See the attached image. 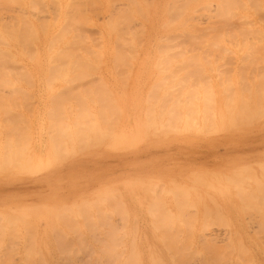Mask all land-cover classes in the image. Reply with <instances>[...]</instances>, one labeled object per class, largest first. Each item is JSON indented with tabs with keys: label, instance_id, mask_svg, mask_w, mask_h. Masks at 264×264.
Returning <instances> with one entry per match:
<instances>
[{
	"label": "rangeland",
	"instance_id": "obj_1",
	"mask_svg": "<svg viewBox=\"0 0 264 264\" xmlns=\"http://www.w3.org/2000/svg\"><path fill=\"white\" fill-rule=\"evenodd\" d=\"M32 1L38 4L36 11L44 12L46 8L48 13L43 15L48 24L59 17L66 20L67 24L63 21L65 29L70 21L77 22L76 27L74 22L71 23L74 26L70 24L72 30L74 27L71 31L79 32L77 27L81 28L82 34L93 41L87 38L91 41L90 47H94V42H100L95 48H105L104 43L109 38V47L120 49L115 53L123 51V55L136 57L123 64L114 63L117 66L112 63L98 66L96 71L91 70L92 66L85 68L90 77L85 80L78 78L87 75L85 69L86 72L83 68L72 69L69 66L72 70L67 75L69 78L66 76L61 80L57 77V82L51 80V85L47 83L50 80H47V74L42 72L48 67H42L43 74L40 75L36 73V66L24 67L33 77L34 86L28 82L27 85L19 79V75L11 72L16 81L19 80L13 85V77L10 83L13 88H22L32 99L26 100L23 90H20V95L12 90L15 96L17 94L15 99L9 97L10 94L8 97L0 96V107L5 105V109L3 106L0 108V125L4 124L0 126V264H123V261H126L125 264H136L133 259L137 257L140 259L137 264L158 261L164 264H264V108H247L246 103L238 99L243 96L264 98V10L259 9L263 12L261 14L252 10L259 0H250L254 3L249 5L251 10L249 7L246 10L242 8L249 0ZM260 1L263 2L259 4L264 3V0ZM236 2L240 5L238 9L236 5H231ZM22 7L19 1L10 5L0 2V16L7 19L9 15L14 17ZM64 8L68 9L65 11ZM36 11H29V16H34ZM243 13L248 16H243ZM35 16L38 20L42 13ZM84 16L91 21L85 18L86 23H79ZM7 19L4 20L6 23ZM115 19H119L118 30L124 36L122 38L132 39V32L143 33L141 49L136 36L137 42L133 38L134 43L125 40L128 42L125 47L120 46V42H115L114 46L116 35L109 26H104ZM183 30L189 33H182ZM169 36L172 39H168L166 45V40H161ZM131 42L136 45L135 51H130ZM174 42L184 45L179 46L178 43L176 46ZM163 44L165 46L161 48ZM80 45L84 47L82 43ZM17 65L19 67L15 68L19 69L20 65ZM107 66H110L109 69ZM69 67L67 70H70ZM26 72H22L25 76L20 74L24 81H28ZM165 72H169V76ZM90 73L95 75L90 76ZM187 77L190 79L187 80ZM192 82L194 84L191 85ZM154 83H159L160 90L155 89ZM1 84L3 88L9 85ZM198 85L201 86L194 88ZM152 86H155V93L150 91ZM90 88L94 91L92 96L95 90L103 89L101 93L96 92L97 96L104 94L107 99L109 95L115 108L105 105V101L102 105L110 109L113 107V113L117 111L113 114L104 107L107 117L104 111L98 112L104 108L99 104L101 102L92 103V96L89 99L87 91ZM6 89H2L3 92L0 89V92H10ZM67 92L75 95L66 96ZM79 93L80 97L85 96L84 99L88 96L87 101L90 102L85 100L86 104L84 99L76 100L80 98ZM50 96H53L52 101L56 97L51 102L57 101L56 104L50 103ZM154 97L159 98L158 105L154 103ZM210 97H217V108L223 106L224 100H236L234 111L237 114L233 116L234 121L229 128L208 134L207 126L208 132L203 124V130H200L203 118L200 111L204 100L211 104ZM176 98H181L182 105L187 103L189 106H180ZM163 103L167 106L166 110L165 106L161 107ZM170 103H178L182 107V115L190 109L191 103L193 107L198 105V121L195 118L197 115L193 113L194 116H191L195 118V129L189 128L188 131L186 126L183 128V120L170 121L169 114H163L173 111ZM14 104L20 107L14 108ZM62 104L64 108L70 106L71 109H67L69 112L59 109L64 113L59 114L58 111V115L56 111ZM6 105L8 112L4 113ZM79 105L92 115H81L77 110ZM180 107L174 110L180 112ZM151 111V115L155 116L146 118L148 113H145ZM136 114H140L141 121L145 118L153 121L154 118L157 131L160 128L158 121L162 118L160 123L164 126L168 117L166 124H171V128L176 125L179 131L164 126L162 129L170 128L171 131L164 132L160 128L166 134L162 135L160 131L159 136L149 126V130L145 131L144 127L137 135L124 133L120 139L117 134L123 123L136 121ZM116 117L119 118L117 123ZM183 117L188 119L189 112ZM94 121L96 124L98 121L99 125L94 128L103 132L104 127L107 134L95 131L91 124ZM16 122H19L17 126ZM58 122L69 124L68 130H63L66 124L63 127ZM107 122L118 126L114 128ZM57 123L58 128L54 126ZM72 123L76 128L71 126ZM59 126H62V131ZM68 131L75 134H68ZM94 131L96 133H92ZM134 137L136 140L132 139ZM8 141L13 142L15 147ZM121 141L125 143L121 144ZM7 144L12 148H8ZM51 149H55L58 156ZM13 150L14 155L17 152L19 155L14 157ZM52 158H55L53 164ZM39 159L42 162H38ZM35 162L40 163L38 167H35ZM21 166L25 167L22 169ZM30 207L34 208L29 210ZM134 254L135 258H130Z\"/></svg>",
	"mask_w": 264,
	"mask_h": 264
},
{
	"label": "bare ground",
	"instance_id": "obj_2",
	"mask_svg": "<svg viewBox=\"0 0 264 264\" xmlns=\"http://www.w3.org/2000/svg\"><path fill=\"white\" fill-rule=\"evenodd\" d=\"M14 1H16V2H14ZM20 2V3H22V10H20L18 13H15V15H14V17L12 16H10L9 15V18H11L10 19V21L12 20V22H10L9 21V18L7 19V18H5V17H3V15L2 16H0V85H1V87L2 88H0L1 90L2 89H6V88H8V87H10V88H8V89H10V92L9 91H7L8 92V94H7V92H4V93H1L0 94V96L2 97V94H3V97L4 96H7V95H9V97L10 96H12V98H14L15 99V97H17V94H19L20 95V92L23 90L22 88H20V87H17V88H20V89H18L19 90V93H18V90H16V87L15 88H13V86H12V84H10V83H12V79H13V77L15 78V81H13V85H14V82L16 83V82H18L19 80H17L16 81V77L12 74V73H15L16 74V76H18L19 75V79L20 80H22L24 83H26L27 84V82H28V84H30V85H32V86H34L33 85V82H32V79L31 78H33L30 74H29V72L27 73L26 71H25V69L26 68H24V67H29V66H32V67H35L36 66V68L35 69H38V71L36 72L37 74H41L42 72L43 73H46L47 74V80L48 79H50V80H48L49 82H47L49 85H51L50 83H52L51 82V80H55L56 82H57V80L56 79H58L57 77H59L61 80H63V78H65L70 72L69 71H72L71 70V68L70 67H72V69H74L75 67H77V68H83V70L85 69V68H88V69H90L91 68V66H92V68H91V70L92 69H95V71L97 70V68H98V66H101V65H104V64H111L112 63V65H115V64H123V63H125V62H127V60H132V59H134L136 56H128V55H123V51H122V53H119V52H117V53H115L117 50H120V49H118V48H116V46H115V42H117V43H119L120 44V46H122L123 45V47H125L124 45H126V43H128V42H130V40L133 42V38H135V36L138 38V47L141 49V45L140 44H142V41L143 40H141L143 37H141V36H143V33L142 32H140V31H138L139 33H137V32H132V33H134V34H136L137 33V35H139V36H137V35H134V34H132L131 32H129V34H130V36H132L131 38L132 39H128V37L126 38V39H124V38H122V34L119 32V30H118V21H119V19H115L114 20V22L112 21V22H110L108 25H105L104 27L105 28H107L108 26H109V29H110V31H112V33H114L115 35H116V37H115V39H116V41H115V39H114V46L115 47H109L110 46V44H111V42H109V38H108V42L106 43H104V47L105 48H102L101 46L98 48V47H96L95 48V46H98L99 45V43L100 42H94L93 44V46L94 47H90V42L92 41L87 35V37L85 36V35H83L84 33H83V31L82 30H80L81 28H78L77 27V29L79 30V32H80V34H81V36L83 35V36H85V37H81L80 36V34H78L79 32L77 31H74L75 33H76V35L74 34V32H72L73 30H74V27H73V30L71 29V27H70V24L71 23H73L74 21H70L69 23V27H68V29H67V27H66V29H65V26H64V24H63V21H64V23H65V21L66 20H63L62 19V17H59V18H57V19H55V21H51L52 23H50V24H48V23H46V22H48V20H46V21H44V19H46L45 17H44V15L46 14V13H48V11H46V8H45V10H44V12H45V14L43 15V13L44 12H38V11H36L39 7H37V3H34V1H32V0H0V2H1V4L3 3H9V5L10 4H15V3H17V2ZM38 1V3H39V0H37ZM41 2H43V0H40ZM52 1V0H51ZM68 1V0H67ZM71 1V0H70ZM253 1V0H252ZM10 2H12V3H10ZM52 2H55V0L54 1H52ZM69 2V1H68ZM251 1L249 0V2L248 3H246V4H243L242 5V8L243 9H245L246 10V8H248L249 7V5L251 4V6L254 4L253 2H255V1H253L252 3H250ZM260 2H263V1H260L259 0V3ZM64 3V2H63ZM95 3V2H94ZM259 3H257L256 2V4H255V6L253 5L252 7H253V12H254V9L255 10H257V12L255 11V13L256 14H261V13H263V12H261L259 9L260 8H262V10H264V3H262V4H259ZM37 4V5H36ZM231 5H236V9H238V8H240V5H239V3L238 2H236V4H234V3H231ZM251 6L249 7V9L251 10ZM113 7V6H112ZM111 7V8H112ZM255 7V8H254ZM23 8H25V9H30V10H23ZM31 8H32V10H33V13H34V11H36V13H35V15H38V13H39V15H41V13H42V16H39V19L37 20L36 18L38 17H36L35 15L33 16L32 14V16H29V13H31L32 12V10H31ZM110 8V7H109ZM115 8V7H114ZM21 9V8H20ZM65 9V8H64ZM68 9V8H67ZM67 9H65V11L67 10ZM113 9V8H112ZM111 9V10H112ZM139 9H141V8H139ZM29 11H31V12H29ZM115 11H116V9H115ZM134 11V10H133ZM135 11H136V9H135ZM134 11V12H135ZM138 11V10H137ZM142 11V10H141ZM258 11H260L259 13H258ZM111 12H113V10L111 11ZM19 13H21V14H19ZM28 13V14H27ZM51 13V12H50ZM62 13V12H61ZM115 13V12H114ZM114 13H109V14H114ZM224 14H228V12H223ZM108 14V16H110ZM264 14V13H263ZM65 15V14H64ZM47 16H48V14H47ZM46 16V17H47ZM243 16H248L247 14H245V13H243ZM29 17V18H28ZM33 17V18H32ZM36 17V18H35ZM41 17H42V20H41ZM44 17V18H43ZM52 17H53V15H52ZM51 17V18H52ZM55 18L57 17V15L56 16H54ZM110 17H113V16H110ZM110 17H107L108 19L110 18ZM7 19L8 21V23H6L4 20L5 19ZM30 18H32V19H34L35 18V20L37 21V22H35V21H33V20H31ZM48 18V17H47ZM85 18H86V16H84V20H83V18H81V21L82 22H79V23H83V22H87V21H91L90 19L88 20V18H86V20H85ZM49 19V18H48ZM53 19V18H52ZM40 20V21H39ZM43 21V22H42ZM170 21V20H169ZM168 21V22H169ZM182 21H184L183 19H182ZM10 22V23H9ZM55 22V23H54ZM171 22V21H170ZM75 23H77V22H74L73 24L75 25ZM65 24H67V23H65ZM73 24H71V25H73ZM84 24V23H83ZM169 24V23H168ZM73 25V26H74ZM171 25V24H170ZM107 26V27H106ZM163 26V25H162ZM75 27H76V25H75ZM183 27V26H182ZM179 29V28H178ZM72 30V31H71ZM75 30H76V28H75ZM247 31H249V29H247ZM183 32H188V31H182V33ZM83 33V34H82ZM142 33V34H141ZM189 33V32H188ZM188 33H186V34H188ZM141 34V35H140ZM179 35H180V33H179ZM179 35H177V36H179ZM190 35V34H189ZM188 35V36H189ZM184 36V35H183ZM124 37V36H123ZM82 38H84V39H82ZM87 38H89V40H91L90 42L88 41V39ZM106 38H107V36H106ZM137 38H135L136 39V42H137ZM163 38H164V40H163ZM162 38V40L161 41H165L166 42V45H167V41H168V39L169 40H171L172 38L169 36V37H163ZM167 38V39H166ZM87 41H86V40ZM139 39H140V42H139ZM126 40V41H128V42H124V41ZM157 40V39H156ZM106 41V40H105ZM173 41V40H172ZM85 42V43H84ZM93 42V41H92ZM132 42L131 43H129V46L131 45V47L132 48H130V51H135L137 48H135V46L136 45H132ZM135 42V43H136ZM155 42H157V41H155ZM160 42V41H159ZM83 44V46L85 47H81L82 45H80V44ZM95 43H97V44H95ZM124 43V44H123ZM134 43V42H133ZM161 43V42H160ZM172 43V42H171ZM170 43V44H171ZM178 43H180V42H174V44L176 45V46H180L181 44H183L182 42L180 43V44H178ZM79 44V45H78ZM87 44H89V45H87ZM119 44H117V45H119ZM122 44V45H121ZM137 44V43H136ZM144 44V43H143ZM150 44H152V43H150ZM170 44H168V47H169V45ZM178 44V45H177ZM100 45H102V42H101V44ZM155 45V44H154ZM184 45V44H183ZM88 46V47H87ZM159 48H160V45H157ZM165 45L163 44L162 45V47L161 48H163ZM172 46H174L173 45V43L170 45V47H172ZM135 49H134V48ZM157 47V48H158ZM168 47H165L166 49L168 48ZM169 47V48H170ZM138 48V49H139ZM155 48V47H154ZM164 48V49H165ZM169 48H168V50H169ZM127 50H129L128 48H127ZM115 63V64H114ZM17 64H19L20 65V70L19 69H16L15 67L17 66V68L19 67ZM22 65V66H21ZM159 65V64H158ZM158 65H155L156 67L158 66ZM10 67V69H9V67ZM12 66V67H11ZM13 66H14V68H13ZM64 66H65V68H64ZM70 66V67H69ZM115 66H117V65H115ZM170 66V65H169ZM24 69H23V68ZM42 67L44 68V67H48L49 69H47V71L46 70H43L42 69ZM63 67V68H62ZM67 67H69V69L70 70H67ZM90 67V68H89ZM94 67V68H93ZM110 67V66H109ZM109 67L107 66V68L109 69ZM8 68V69H7ZM23 70H22V69ZM50 68H53V69H51L50 70ZM54 68H57V69H54ZM62 68V69H61ZM76 68V69H77ZM166 68H168V67H166ZM13 70L14 69V71H10V70ZM41 69H42V72H41ZM65 69V70H64ZM75 69V70H76ZM87 69V70H88ZM169 69V68H168ZM168 69H164V71H168ZM54 70V71H53ZM82 70V71H83ZM86 70V69H85ZM84 70V71H85ZM86 70V71H87ZM203 70V69H202ZM202 70H200V71H202ZM15 71H17V72H15ZM19 71H22L23 73H25L26 72V75H27V80L28 81H24L23 80V78L24 77H22V75H24L22 72V75H20L21 73H19L18 74V72ZM83 71V72H84ZM85 71V72H86ZM94 71V70H93ZM94 71V72H95ZM12 72V73H11ZM75 72V71H74ZM76 72H78V71H76ZM90 72V71H89ZM170 72V71H169ZM169 72H165V73H168L167 75L169 76ZM198 72V71H197ZM31 74L33 73V72H30ZM42 73V74H43ZM115 73V72H114ZM71 74H72V72H71ZM78 74H79V72H78ZM84 74H86V73H84ZM171 74V73H170ZM33 75V74H32ZM50 75H52V76H50ZM79 75H82V73L81 74H79ZM93 75H95V74H92L91 75V73H90V76H93ZM109 75H111V74H109ZM115 75H116V73H115ZM25 76V75H24ZM44 76H45V74H44ZM55 76V77H54ZM74 76V75H73ZM76 76H78V75H76ZM87 76V77H86ZM86 76H84L83 77V75L82 76H79L78 78H79V80H85L86 78L88 79V78H90V77H88L89 75H88V71H87V75ZM198 76V75H197ZM28 77H30V78H28ZM51 77H54V79L53 78H51ZM62 77V78H61ZM107 77V76H106ZM164 77V79H166V77L165 76H163ZM198 77H200V76H198ZM26 78H25V80H26ZM37 78V77H36ZM39 78V77H38ZM43 78V77H42ZM45 78V77H44ZM56 78V79H55ZM67 78H69L68 76H67ZM98 78H100V77H98ZM185 78V77H184ZM190 79V77H187V80H189ZM29 79H30V82H29ZM41 79V78H40ZM66 79V78H65ZM71 79H72V77H71ZM161 79H162V77H161ZM161 79H160V81H161ZM37 80V79H36ZM46 79H44V82H46L45 81ZM79 80H76V81H79ZM98 80V79H97ZM179 80V79H178ZM40 81H42V80H40ZM59 81V80H58ZM75 81V80H74ZM181 81V80H180ZM180 81H177L178 83L180 82ZM3 82V85H8L7 83H9V85L6 87V86H4V88H3V86H2V83ZM7 82V83H6ZM37 82V81H36ZM43 82V81H42ZM61 82V81H60ZM66 82V84L68 83V80L67 81H65ZM69 82H70V80H69ZM99 83H101L102 81H101V78H100V80L98 81ZM97 82V83H98ZM162 82V81H161ZM174 82V81H173ZM176 82V84H178ZM20 83V82H19ZM64 83V82H63ZM98 83V84H99ZM17 84V83H16ZM27 84V85H28ZM43 84V83H42ZM46 84V83H45ZM48 84H46L47 85V87L49 86ZM60 84V83H59ZM159 83H154V85L157 87V88H155V89H158V90H160L159 88H158V85ZM192 84H194V82H192L191 83V85ZM203 84H205L204 82H203ZM12 87H11V86ZM20 85V84H19ZM27 85H25V86H27ZM40 85V84H39ZM158 85V86H157ZM191 85H190V87H191ZM103 86L105 87L106 85L105 84H103ZM101 87V88H103L104 90L105 89H107V88H104V87ZM155 86H152V89L150 90V91H154V93H155V90H153L154 88L153 87H155ZM201 85H198L197 87L196 86H194V88H199ZM215 86V85H214ZM6 87V88H5ZM42 87V86H41ZM44 87V86H43ZM211 87V86H210ZM209 87V88H210ZM12 88V89H11ZM33 87H31L30 89H32ZM36 88H38V86L36 87ZM51 87L49 86L48 87V89H49V91H51V89H50ZM57 88V87H56ZM8 89H6V90H8ZM47 89V88H46ZM61 89V88H60ZM103 89H100L98 92L99 93H101L100 91L101 90H103ZM165 90H167L166 88H164ZM164 89H161V90H164ZM0 90V91H1ZM12 90L15 92V90H16V92H17V94H16V96L14 95L15 93H13L12 92ZM21 90V91H20ZM33 90V89H32ZM39 89H37V91H38ZM91 90H93V89H91L90 88V91H89V89H88V95L90 94V96H89V99H90V97L93 95V92L91 91ZM5 91V90H4ZM85 91V90H84ZM96 90H95V95L94 96H97V94L98 93H96L97 92ZM2 92H3V90H2ZM23 92V94H24V96H26V100L27 99H32L31 98V96L28 94L27 95V91H25V90H23L22 91ZM39 93H40V91H38ZM42 92H44L43 90H42ZM58 92V91H57ZM86 92V93H87ZM103 93H105V91H102ZM166 92V91H165ZM164 92V94H167V93H165ZM61 93V92H60ZM72 92H67V94H66V96H70L69 94H71ZM83 93V92H82ZM85 93V94H86ZM92 93V94H91ZM109 93V92H108ZM13 94V95H12ZM23 94L21 93V96H23ZM36 94V93H35ZM59 94V93H58ZM75 95V93H72V95ZM84 94V95H85ZM156 94H157V92H156ZM51 95V94H50ZM63 95V94H62ZM78 95V94H77ZM83 95V94H82ZM101 95V94H100ZM100 95H98L97 97H95L94 98V96H92L93 97V99H90V100H92V103L95 101H98V102H96L97 104L99 103V102H101V103H99L101 106H102V108H104L105 106L104 105H102V102H103V104L106 102V104L105 105H107V106H109V107H111V106H113L114 108H115V105H114V103H113V100H112V98H110L109 97V95H108V98L106 99V97H107V95L106 96H104V94H102L104 97H102V95L100 96ZM158 95V94H157ZM20 96V97H21ZM23 96V97H24ZM30 96V97H29ZM53 96H55V95H53ZM53 96H52V98H53ZM59 97L60 95H56V97ZM81 96V94L79 93V97ZM87 96V95H86ZM164 96V95H163ZM8 97V96H7ZM56 97H54L55 99H56ZM64 96H62V99L61 100H63L64 98H63ZM85 97V96H84ZM84 97L82 96V97H80V98H77L76 100H80V99H84ZM88 97V96H87ZM86 97V99H84V101L86 100L87 101V98ZM91 97V98H92ZM158 97V96H157ZM157 97H154V103L155 104H157L158 105V101H159V98H157ZM165 97H166V95H165ZM25 98V97H24ZM24 98H20V99H22V100H25ZM50 98H51V96H50ZM52 98H51V101H50V103L51 102H53V101H55V99L52 101ZM66 98V97H65ZM68 98V97H67ZM71 98H73V96L71 97ZM109 98H110V101H109ZM17 99V98H16ZM19 99V98H18ZM70 99V98H69ZM177 100H178V103L180 102L181 103V101H180V99L181 98H176ZM197 99V97H195V100ZM238 99H240L242 102L244 101L245 103H246V105H247V108H250V107H255V108H257V109H263L264 108V98L263 97H261V98H259V99H255V98H252V97H245V96H243V97H241V98H238ZM26 100L24 101V102H26ZM111 100H112V102H111ZM138 100H142L141 98H138ZM194 100V101H195ZM209 100H211V104L209 103V101H207V100H204L203 101V104H202V109H201V114H202V121H201V127H202V129L200 128V130H203V126L205 127L204 129L206 130V132H208V134H210V132L212 133L214 130L215 131H217V130H219V131H221L222 129H225L226 130V128H229L228 126L231 124V123H233V116H235V114H237L235 111H234V105L237 103V101L236 100H224L223 102V106L222 107H219V108H217L218 106H217V104H216V101H217V97H210L209 98ZM253 100H254V102H253ZM66 101L67 102H69V101H71V100H69L68 101V99H66ZM81 101V100H80ZM86 101L85 102H83V103H86ZM105 101V102H104ZM23 102V103H24ZM88 103L90 102V101H87ZM21 103H22V101H21ZM55 103V102H54ZM54 103H51L52 105H54ZM56 103H57V101H56ZM55 103V104H56ZM60 103V102H59ZM63 103V102H62ZM80 103V102H79ZM82 103V104H83ZM88 103H86V104H88ZM112 103H113V105H112ZM116 103V102H115ZM126 103V102H125ZM140 104L142 103V102H139ZM178 103H177V105H175V103H170L171 105H173L171 108H173L172 110V112H166V113H163V114H165V115H168L169 114V119H170V121H176V122H178V120H180V121H182L183 120V128L185 129V127L184 126H186L187 127V129H191V130H193V129H195V125H194V120H195V118L197 119V121H198V114H197V110H198V105H194V107H193V103H191L192 105H190L191 107H190V109H188V110H186V109H184V110H186L185 111V116H186V113H187V116H188V112H189V117H188V119L185 117H183L184 115H182V107H184L185 105L186 106H189L187 103L184 105H182V103H184L183 101H182V103L180 104V106L182 105V107H180L179 105H178ZM205 103V104H204ZM2 104V103H1ZM25 104H27V103H25ZM75 104H76V102H75ZM77 104H78V102H77ZM95 104V103H94ZM135 105H137V106H139V104H136V103H134ZM164 104V103H163ZM168 104V103H167ZM15 106H13L14 108L16 107V108H18V107H20V106H17L16 104H14ZM23 105V104H22ZM96 105V104H95ZM100 105H98L99 106V109L101 108L100 107ZM126 105H127V103H126ZM154 105V104H153ZM175 105V106H174ZM3 105H1V107H2ZM8 106H10L11 107V105L9 104ZM56 106V105H55ZM58 106H59V104H58ZM77 106V105H76ZM82 106V105H81ZM80 105H79V107H77V110L79 109V111H80V113H81V115H86L87 116V114H88V112H86V111H88V109H86V110H84L83 109V106H85L84 104H83V106H82V108H80L81 107ZM105 107V108H107V109H110L109 107ZM154 106H156V105H154ZM153 106V107H154ZM161 106V105H160ZM163 106H165V104L164 105H162L161 107L163 108ZM177 106H178V108L180 107L181 109H180V112L179 111H176V109L178 110V108H177ZM217 106V107H216ZM0 107V108H1ZM6 107H7V105H6ZM60 107L61 108H58L57 109V106L55 107L56 109H57V111H56V114H58V111H59V109H62V110H65L66 108H64V105L62 104V105H60ZM63 107V108H62ZM70 106H68V108H69ZM92 107V106H91ZM95 107V106H94ZM93 107V108H94ZM113 107L109 110L110 112H111V110H114L113 109ZM116 107H118V106H116ZM149 107H151V106H149ZM158 107V106H157ZM161 107H159V109L160 110H163ZM166 107L167 106H165V110H166ZM196 107V108H195ZM2 108H4L5 109V105L2 107ZM67 108V109H68ZM73 108H75V107H73ZM86 108V107H85ZM87 108H89V107H87ZM105 108H104V110H102V109H100V111H98V112H103V114L104 115H106V113H105ZM152 108V107H151ZM174 108H176L175 110H174ZM185 108V107H184ZM187 108V107H186ZM194 108L196 109V110H194ZM7 110L4 112V113H6V112H8V107L6 108ZM11 109V108H10ZM20 109V108H19ZM56 109H54V110H56ZM66 109V111H68V110H70L71 109V107H70V109H68L67 110ZM81 109H83V111H81ZM90 109V108H89ZM98 108H97V110H99ZM106 109V110H107ZM119 109V108H118ZM148 109H150V108H148ZM51 110L52 109H50L49 111L51 112ZM95 110V109H94ZM93 110V111H94ZM151 110V109H150ZM164 110V111H165ZM4 111V110H3ZM10 111V110H9ZM85 111V113H83ZM108 111V110H107ZM106 111V112H107ZM108 111V112H109ZM117 111V110H116ZM115 111V112H116ZM121 111V110H120ZM138 111V110H137ZM152 111H154L153 109H152ZM152 111H151V113L150 112H146L145 114H147L148 113V115H146L145 117L147 118L148 116H150L151 114H152ZM163 111V112H164ZM195 111V112H194ZM197 111V112H196ZM53 112V111H52ZM60 112L61 111H59V114H60ZM69 112V111H68ZM107 112V113H108ZM114 112V113H115ZM118 112H119V110H118ZM117 112V113H118ZM160 112V114L162 113V111H159ZM61 113H64V111H62ZM111 113H113V112H111ZM113 113V114H114ZM150 113V114H149ZM178 113H180L182 116L180 117L179 116V114ZM192 113V114H191ZM195 115H197V116H195V118L194 117H191L192 115L194 116V114ZM58 114V115H59ZM89 114H91L92 115V113L91 112H89ZM89 114H88V117H89ZM100 114V113H99ZM110 114V113H109ZM143 114H144V112H143ZM153 114H154V112H153ZM4 115V114H3ZM118 115V114H117ZM157 115V114H156ZM162 115V114H161ZM101 117L103 116V115H100ZM113 116V115H112ZM114 116H116V115H114ZM139 116H140V114H136V117H138V119L136 120V121H134V122H132L131 124H128V123H126V124H124L123 123V125H122V129H121V131L119 132V134H117V135H119L118 137L121 139V137H122V135H124V133H128V134H131V135H137V134H140V132L143 130V128L144 127H146L145 128V131L148 129L149 130V126H151L152 127V131L154 132L155 130H156V127H157V125H156V123L155 122H153V121H156L154 118H152L153 119V121H147V120H149V119H146L145 118V120L144 121H141V119H139ZM152 116V115H151ZM150 116V117H151ZM153 116H155V115H153ZM152 116V117H153ZM159 116L160 115H158V117H157V120H159L160 118H159ZM62 117H64V115L62 116ZM100 117V118H101ZM106 117H107V115H106ZM105 117V118H106ZM149 117V118H150ZM162 117V116H161ZM167 116H165V118H166ZM191 117V118H190ZM103 118H104V116H103ZM112 118V117H111ZM116 118H118V117H116ZM159 118V119H158ZM192 118H193V120H192ZM67 119V118H66ZM108 119H110V117L108 118ZM136 119V118H135ZM191 119V120H190ZM201 119V118H200ZM104 120V119H103ZM106 120V119H105ZM167 120V121H166ZM75 121V120H74ZM116 121V120H115ZM115 121H114V123H115ZM119 121V118H118V120L116 121V123ZM162 121V118H161V120L160 121H158V125L160 126V128H161V130H164V132H167V131H169L170 130V128H171V124L170 125H167L166 123L167 122H169L168 121V117H167V119H165L164 120V123H163V125L164 126H167V127H170L169 129L167 128V127H165V128H167L168 130H165V129H162V128H164V126H162V124L160 123ZM193 121V122H192ZM2 122V121H1ZM61 122H63V121H61ZM61 122H58V123H61ZM113 122V121H112ZM108 123V124H112L111 126H118V124H115V125H113V123ZM150 122V123H149ZM151 122H153L152 124L153 125H155V126H153L152 124H151ZM17 123H19V122H16L15 124H16V126H17ZM51 123V122H50ZM58 123H57V125L56 124H54V126L55 127H57L58 128ZM75 123V122H74ZM77 123V122H76ZM1 124H3V123H1ZM6 124H7V122H6ZM8 124H10V122L8 123ZM12 124V123H11ZM62 124V123H61ZM60 124V125H61ZM66 124V126L67 125H69V124H67V123H65ZM65 124H62L63 125V127L65 126ZM73 124V123H72ZM79 124V123H78ZM78 124H76V125H78ZM91 124L93 125V128L97 125V126H99L98 125V121H97V124L95 123V121L94 122H91ZM95 124V125H94ZM102 124H103V122H102ZM104 124H106V123H104ZM151 124V125H150ZM196 124V127L198 126V123L196 122L195 123ZM202 124H203V126H202ZM4 125V124H3ZM3 125H0V126H2L3 127ZM14 125V123L12 124V126ZM52 125V124H51ZM194 125V126H193ZM8 126H10V125H8ZM7 126V127H8ZM15 126V127H16ZM19 126V125H18ZM66 126H65V128L63 129L62 128V126L60 127L59 126V128H60V130L62 131V129L63 130H68V127L70 126H67V128H66ZM71 126H73V128H74V124L73 125H71ZM96 126V127H97ZM101 126V125H100ZM105 126V125H104ZM107 127L109 126V127H111L110 125H106ZM105 126V127H106ZM162 126V127H161ZM208 127V131H207V127ZM6 127V126H5ZM14 127V128H15ZM83 127H85V125H83ZM82 127V128H83ZM106 127V128H107ZM148 127V128H147ZM150 127V128H151ZM154 127H155V129H154ZM175 127H177L176 125H174V128H171V129H175V130H177V131H179L178 129L179 128H175ZM1 128V127H0ZM12 129H13V127H11ZM20 128V127H19ZM72 128V129H73ZM75 128H76V126H75ZM78 128V127H77ZM81 128V127H80ZM92 128V129H93ZM100 127H98V129H99ZM112 128V127H111ZM115 128V127H114ZM117 128V127H116ZM127 128H129V129H131V130H129V129H127ZM159 128V129H160ZM71 129V128H70ZM69 129V130H70ZM71 129V130H72ZM84 129V128H83ZM92 129H91V131H92ZM154 129V130H153ZM158 129V131L156 130L155 131V133L157 132V134L160 136L161 134V132H162V135H165L164 134V132L163 131H161V130H159ZM190 129L188 130V131H190ZM16 130H17V127H16ZM19 130V129H18ZM66 130V131H67ZM82 130V129H81ZM94 130L95 131H97L96 130V128H94ZM101 129H99L97 132L99 133V134H101L100 132H102V131H100ZM102 130H103V132H104V135L105 134H107V131H106V129L103 127L102 128ZM112 130H114V129H112ZM211 130V131H210ZM72 131H74V132H77V131H75V130H72ZM71 131V132H72ZM78 131H79V129H78ZM83 131V130H82ZM84 131H86V130H84ZM92 132V133H96V132ZM161 131V132H160ZM171 131V130H170ZM187 131V132H188ZM196 131V130H195ZM194 131V132H195ZM218 131V132H219ZM64 132V131H63ZM70 131H68V134L70 133V134H72V133H74V132H72L71 133ZM102 132V133H103ZM184 132H185V130H184ZM193 132V131H192ZM197 132V131H196ZM202 132V131H201ZM205 132V133H206ZM60 133H62V132H60ZM79 134H80V131L78 132ZM87 133V132H86ZM88 133H90V130H89V132ZM97 133V134H98ZM199 133V132H198ZM64 134V133H63ZM75 134V133H74ZM82 134V133H81ZM83 134H84V132H83ZM111 134H116V133H111ZM154 134V133H153ZM157 134H154V135H156V136H158ZM207 134V135H208ZM117 137V136H116ZM117 137V138H118ZM137 137V136H136ZM136 137H134V138H132V139H135L136 140ZM207 137V136H206ZM53 138V137H52ZM79 138V137H78ZM116 138V139H117ZM80 139V138H79ZM53 140V139H52ZM51 140V141H52ZM123 140V139H122ZM126 140V139H125ZM135 140H133V142L135 141ZM3 141V140H2ZM6 142V141H5ZM11 143V145H12V143L13 142H11V141H8V143ZM9 143V144H10ZM45 143H47V141L45 140ZM124 144L125 142H122L121 141V144ZM5 143H2V145H4ZM9 144H7V147L8 148H12V146H14V145H12V146H10ZM1 145V144H0ZM29 145V144H28ZM126 146H128V145H126ZM125 146V147H126ZM15 147V146H14ZM13 147V148H14ZM44 147V146H43ZM50 147H51V145H50ZM41 148V147H40ZM52 148V147H51ZM44 150L46 149V148H43ZM113 150H114V148H112ZM52 150V149H51ZM46 151H47V149H46ZM53 151V153H55L54 151H55V149L54 150H52ZM12 152V155L15 157V156H18L17 155V153H16V155H14L15 154V151L13 150V151H11ZM10 152V153H11ZM14 152V153H13ZM46 153V152H45ZM56 154H58L57 152L55 153V155ZM38 156H40V155H38ZM45 156V155H44ZM53 156H54V154H53ZM56 156H58V155H56ZM56 156H55V158H56ZM47 157V156H46ZM45 158V157H44ZM55 158H52V164H53V160L55 159ZM58 158V157H57ZM56 158V159H57ZM40 159H41V157H40ZM40 159H39V161L38 162H42V160L40 161ZM48 159V158H47ZM46 159V160H47ZM27 160V159H26ZM25 160V161H26ZM37 162V163H38ZM29 163V162H28ZM36 163V162H35ZM34 163V164H35ZM35 164V167L37 166L38 167V165L40 164V163H38V164ZM24 164H26V163H24ZM31 164V163H30ZM33 165V164H32ZM51 165V164H50ZM42 166V165H41ZM20 166H18V168H19ZM25 167V166H24ZM23 167V168H24ZM34 167V166H33ZM34 167V168H35ZM21 168H22V166H21ZM22 168V169H23ZM40 168V167H39ZM38 168V169H39ZM46 168V167H45ZM44 168V169H45ZM41 169H42V167H41ZM33 171H34V169H32ZM32 171V172H33ZM20 172H21V170H20ZM39 172H40V169H39ZM35 173L37 174V172L35 171ZM106 188H107V186H106ZM31 208V209H30ZM29 208V210H32L33 208L32 207H30ZM26 210H28V209H26ZM28 210V211H29ZM37 210H38V207H37ZM22 212H27V211H22ZM22 214V213H21ZM132 254V253H131ZM136 254V253H135ZM135 254H134V257H131L130 256V258H135ZM132 256H133V254H132ZM128 259V258H127ZM126 259V260H127ZM140 259L137 257V258H135V259H133V261L137 264L138 262L137 261H139ZM124 262H126V261H123V264H125ZM141 262V261H140ZM165 262H161V261H158V262H155V263H153V264H164ZM129 264V263H128Z\"/></svg>",
	"mask_w": 264,
	"mask_h": 264
}]
</instances>
